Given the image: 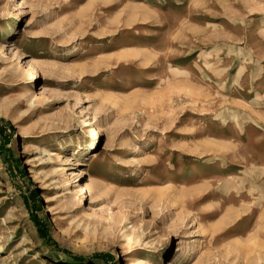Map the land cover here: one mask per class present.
Segmentation results:
<instances>
[{"label":"rangeland","instance_id":"1","mask_svg":"<svg viewBox=\"0 0 264 264\" xmlns=\"http://www.w3.org/2000/svg\"><path fill=\"white\" fill-rule=\"evenodd\" d=\"M0 264H264V0H0Z\"/></svg>","mask_w":264,"mask_h":264},{"label":"bare ground","instance_id":"2","mask_svg":"<svg viewBox=\"0 0 264 264\" xmlns=\"http://www.w3.org/2000/svg\"><path fill=\"white\" fill-rule=\"evenodd\" d=\"M87 190V189H86Z\"/></svg>","mask_w":264,"mask_h":264}]
</instances>
